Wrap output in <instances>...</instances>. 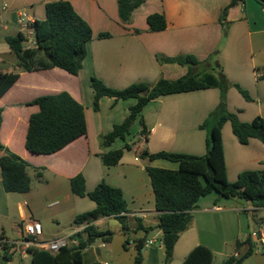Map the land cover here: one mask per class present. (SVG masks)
<instances>
[{
  "label": "crops",
  "instance_id": "obj_1",
  "mask_svg": "<svg viewBox=\"0 0 264 264\" xmlns=\"http://www.w3.org/2000/svg\"><path fill=\"white\" fill-rule=\"evenodd\" d=\"M61 0H0V71L12 73L19 70L17 55L6 38L20 33L17 10L26 9L35 21L46 19V5ZM91 26L93 39L87 44V56L77 76L63 69H39L21 72L18 81L0 99L2 124L0 141L10 151L19 155L42 172L38 180L30 170L32 188L28 193H9L4 190L0 170V215L14 202L12 236L5 229L0 234L11 242L23 238L22 225L36 220L46 227L41 240L49 241L67 236L76 228V217L95 209L96 204L88 195L77 196L72 191L71 180L82 175L87 193L99 184L122 191L127 211L122 214L125 223L115 218H100L92 222L98 230L108 231L107 239H97L84 250V262L92 264H122L117 259L114 243L120 238V248L136 256L138 241L145 239L142 264H182L188 254L198 246L213 252L212 264H222L232 255H242L248 248L236 249L251 233L255 252L242 264H264V252L260 235L264 236V208H255L250 201L209 194L198 201L190 226L184 231L174 248L173 258L165 262L159 212L148 174V167L177 170L178 163L164 159L150 161L142 158L144 151L150 154L169 152L192 156L207 153V137L216 124V112L228 111L242 122L257 117L264 119V8L256 0H245L229 9L221 20L224 8L232 0H146L137 8L130 22L123 23L119 16L117 0H63ZM7 5L6 11L3 10ZM161 14L167 27L160 32L150 30L148 17ZM110 37L100 39L99 35ZM42 55V54H41ZM40 54L38 58L45 60ZM157 55L176 57L192 55L201 64L193 68L195 74H213L222 83L193 92L172 94L157 98L144 108L133 123L130 133L117 139L110 146L101 145V137L109 134L115 125L124 122L136 99L116 101L103 97L99 110L94 109V91L91 78L96 77L112 89L123 90L134 83L150 85L160 79L176 80L189 73V68L178 64L160 63ZM240 90L246 91L249 99ZM69 93L83 105L87 121V134L50 155L33 154L25 146L29 120L39 111L38 105H28L35 99ZM24 108V110H23ZM147 131L146 135L142 130ZM145 135L146 139H141ZM228 179L236 182L244 171L264 170V144L250 139L241 144L230 123L222 129ZM125 149L121 161L107 166L104 154ZM4 153L0 151V157ZM5 191V192H2ZM6 193V194H5ZM5 216V215H4ZM258 219L260 225L253 222ZM111 221L120 224H112ZM139 222L153 228L139 231ZM56 226L54 231L48 230ZM125 227V228H124ZM87 238L81 231L77 235ZM264 238V237H263ZM150 241H154L150 244ZM95 244H97L95 246ZM78 245H71L76 246ZM21 247H16L9 264L31 263V256L21 257ZM102 249H107L103 252ZM262 257L263 260H260ZM110 260V261H109ZM112 262V263H111Z\"/></svg>",
  "mask_w": 264,
  "mask_h": 264
},
{
  "label": "trees",
  "instance_id": "obj_2",
  "mask_svg": "<svg viewBox=\"0 0 264 264\" xmlns=\"http://www.w3.org/2000/svg\"><path fill=\"white\" fill-rule=\"evenodd\" d=\"M146 0H117L119 16L123 23L131 20L133 12ZM245 0H232L229 6L221 13L224 20L230 8ZM264 8V0H256ZM151 31L160 32L166 29L167 21L161 14H152L147 19ZM38 48L26 50L23 36H8L6 41L12 51L17 55L19 70L12 73L0 71V99L18 81L21 72H32L39 69L60 68L71 75L77 76L87 56V44L93 39V31L89 23L77 13L68 1H56L46 5V19L35 21ZM110 37L109 33L99 35L100 39ZM43 53L45 60L38 58ZM160 63L178 64L189 68V73L176 80L160 79L155 84L144 82L134 83L123 90H116L105 85L96 77L91 78V87L94 91V109L99 110L100 100L103 97L114 98L116 101L136 99L137 103L130 109V114L123 123L115 125L113 130L101 137L103 147L110 146L117 139H125L130 129L151 101L162 96L193 92L222 86L221 81L213 74H195L193 68L201 62L192 55L165 57L157 55ZM241 93L249 99L246 91ZM28 105H38L39 111L32 114L26 136L25 146L28 151L38 155H50L58 152L69 143L87 134V121L82 104L76 101L69 93L61 92L55 95L41 96ZM0 109V127L2 124ZM216 124L209 131L207 137V153L204 156L173 154L159 152L150 154L141 153V157L150 161L164 159L179 164L177 170L148 167L152 187L155 194L156 210L159 214L161 231L160 239L165 251V262L169 263L174 254L175 245L180 235L188 229L192 222L193 211L198 201L209 194L217 193L220 197L239 198L250 201L257 208H264V170L244 171L236 182L228 179L225 161L222 129L230 123L238 141L245 145L250 139H258L264 144V119L257 117L251 122H242L238 116L228 111L215 113ZM147 131L142 130L146 135ZM125 149L104 154L103 161L107 166L117 165ZM0 170L4 190L7 193H28L32 188L29 172L32 170L35 177L40 180L42 172L34 168L16 153L10 151L0 141ZM264 163V160H263ZM72 191L75 195L88 197L96 204L94 210L76 217V224H87L85 233L87 238L79 235L78 245L62 248L58 253L52 254L36 248L29 249L31 264H85L84 250L97 239H107L110 233L100 231L92 224L100 218L115 217L122 224L125 220L122 214L127 211V204L120 189L106 183L99 184L92 192L87 193L85 179L78 175L71 180ZM125 228V227H124ZM153 228L144 226L139 222V231L150 232ZM236 244L240 250L247 245V250L240 255H232L222 264H242L243 261L255 252V243L252 235ZM145 239L138 241L136 256L133 264L143 263ZM6 257L11 246L5 245ZM11 259V257H7ZM214 259L211 249L205 246L194 248L182 264H212ZM92 264H102L95 262Z\"/></svg>",
  "mask_w": 264,
  "mask_h": 264
},
{
  "label": "built area",
  "instance_id": "obj_3",
  "mask_svg": "<svg viewBox=\"0 0 264 264\" xmlns=\"http://www.w3.org/2000/svg\"><path fill=\"white\" fill-rule=\"evenodd\" d=\"M8 8L7 5L4 6L3 10L6 11ZM17 23L19 26L20 34L24 39V48L26 50H36L38 48V41L36 38V30L34 28L35 19L28 13L26 9L17 10ZM141 139H146L145 135L141 136ZM85 229L76 228L69 235L57 238L55 240L43 241L41 237L43 236V227L39 221L29 220L24 222L22 225L23 238L18 242H11L0 234V264H9L15 253L18 251L15 250L16 247H21L20 250L21 257L25 259L29 255V249L36 248L38 250H43L50 252L52 254L58 253L62 248L71 247L78 242L76 241L77 235ZM252 237L258 240V234L254 232ZM264 236L260 235V240L262 244L264 243ZM79 241V237H78ZM150 244H153L154 241H150ZM160 245L163 246V242L159 238ZM5 245L11 246L9 253L6 257ZM238 256V255H236ZM108 264V263H105Z\"/></svg>",
  "mask_w": 264,
  "mask_h": 264
},
{
  "label": "rangeland",
  "instance_id": "obj_4",
  "mask_svg": "<svg viewBox=\"0 0 264 264\" xmlns=\"http://www.w3.org/2000/svg\"><path fill=\"white\" fill-rule=\"evenodd\" d=\"M41 56H43L44 58H45V56H44V54L43 53H39ZM23 110H24V108H23ZM2 192H5V191H2ZM6 194V193H5ZM7 195L9 196L8 198V200H10V196H12L11 194H9V193H7ZM1 202V201H0ZM14 202H13V204L11 205V202L9 201V210L10 211H5V210H2V213H4V215H0V230H3V229H5L6 231H7V234L9 235V236H12L13 234H12V231H13V228H12V226H11V223L13 222V216H14V213H15V210L13 209L14 208ZM112 224H117V225H119L120 223L119 222H116V221H111V225ZM253 224H254V226L255 227H257V226H259L260 225V222H259V220L258 219H255V221L253 222ZM55 225L54 226H51V227H49L48 228V230L50 231V232H52V231H54V229H55ZM43 230H44V232H45V234H47V232H46V227L45 226H43ZM120 238H118V239H116V242L114 243V248H115V250H116V256H118V258L117 259H120V261H122V262H125V263H122V264H131L132 262H133V257H132V253H129V252H124L121 248H120ZM97 244H95V246H96ZM103 250V252L104 251H106L107 249H102ZM259 259L260 260H263L262 259V257H259ZM27 260V264H31V263H29V261H28V259H26ZM110 261V260H109ZM112 263V262H111ZM85 264H87V262L85 261Z\"/></svg>",
  "mask_w": 264,
  "mask_h": 264
},
{
  "label": "water",
  "instance_id": "obj_5",
  "mask_svg": "<svg viewBox=\"0 0 264 264\" xmlns=\"http://www.w3.org/2000/svg\"><path fill=\"white\" fill-rule=\"evenodd\" d=\"M262 245H263V252H264V243Z\"/></svg>",
  "mask_w": 264,
  "mask_h": 264
}]
</instances>
